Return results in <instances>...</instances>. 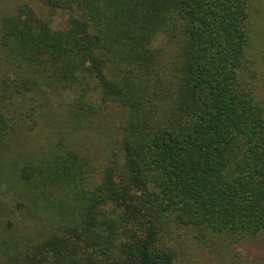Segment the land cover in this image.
<instances>
[{
  "label": "trees",
  "instance_id": "1",
  "mask_svg": "<svg viewBox=\"0 0 264 264\" xmlns=\"http://www.w3.org/2000/svg\"><path fill=\"white\" fill-rule=\"evenodd\" d=\"M34 1L0 14V154L40 100L67 99L73 129L124 115L99 168L70 139L11 162L14 208L51 226L25 229L0 190V264H197L200 246L262 241L252 1Z\"/></svg>",
  "mask_w": 264,
  "mask_h": 264
},
{
  "label": "rangeland",
  "instance_id": "2",
  "mask_svg": "<svg viewBox=\"0 0 264 264\" xmlns=\"http://www.w3.org/2000/svg\"><path fill=\"white\" fill-rule=\"evenodd\" d=\"M253 3V15L247 23L249 58L253 69L252 79L255 83L254 93L257 99L264 103V0H251ZM29 3L36 11L41 14L45 11L41 9L33 0H0V14L14 11L18 4ZM66 21L64 13H58L51 19L53 28H61ZM170 52L171 49H166ZM251 76V75H250ZM247 78L248 75H244ZM37 118L36 124L32 122L34 117L25 118L29 126L20 125L19 135L12 145L0 154V190L1 197L8 200L11 204L14 218L21 221L25 229H31L33 234L43 233L51 226V216L48 213H37L35 217H30L26 212L14 208L18 198L9 189L10 183L4 179L2 173L7 174L11 162L20 165L22 159L31 157L34 159L36 154L55 148L56 142L69 143L77 150L91 158V163L99 168L100 162H105L108 153L107 141L118 138L120 121L123 111L118 108H111L102 112L103 117L97 119L93 128L99 124V129L94 131L92 128L73 129L69 123V108L67 99L63 97H52L50 100H40L36 104ZM30 114L32 112H29ZM39 115V116H38ZM24 122L22 120H18ZM34 121V122H35ZM110 138V139H109ZM109 139V140H108ZM25 160V159H24ZM23 160V161H24ZM7 176V175H5ZM5 190L9 191L4 195ZM6 197V198H5ZM16 211V212H15ZM11 219V218H10ZM256 243H233L229 250H221L208 253V250L200 246L202 250L195 253V263L197 264H264V234ZM207 251V252H206ZM221 254V255H220Z\"/></svg>",
  "mask_w": 264,
  "mask_h": 264
}]
</instances>
